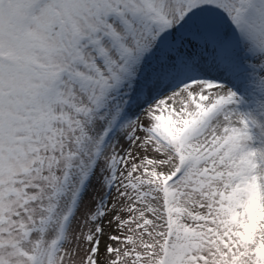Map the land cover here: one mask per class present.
<instances>
[{
	"label": "snow or ice",
	"instance_id": "6c2138e0",
	"mask_svg": "<svg viewBox=\"0 0 264 264\" xmlns=\"http://www.w3.org/2000/svg\"><path fill=\"white\" fill-rule=\"evenodd\" d=\"M0 264H264V0H0Z\"/></svg>",
	"mask_w": 264,
	"mask_h": 264
}]
</instances>
